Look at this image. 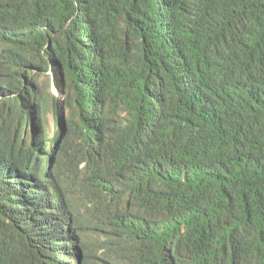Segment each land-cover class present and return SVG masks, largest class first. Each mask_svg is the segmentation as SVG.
I'll return each instance as SVG.
<instances>
[{"label": "trees", "instance_id": "16d2710c", "mask_svg": "<svg viewBox=\"0 0 264 264\" xmlns=\"http://www.w3.org/2000/svg\"><path fill=\"white\" fill-rule=\"evenodd\" d=\"M0 264H264V0H0Z\"/></svg>", "mask_w": 264, "mask_h": 264}, {"label": "rangeland", "instance_id": "374dc122", "mask_svg": "<svg viewBox=\"0 0 264 264\" xmlns=\"http://www.w3.org/2000/svg\"><path fill=\"white\" fill-rule=\"evenodd\" d=\"M56 89V88H55Z\"/></svg>", "mask_w": 264, "mask_h": 264}]
</instances>
